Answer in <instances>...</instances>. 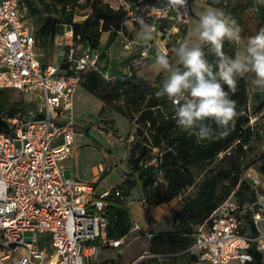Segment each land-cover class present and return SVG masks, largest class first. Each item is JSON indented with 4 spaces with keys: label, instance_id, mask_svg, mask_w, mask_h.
Wrapping results in <instances>:
<instances>
[{
    "label": "built area",
    "instance_id": "1",
    "mask_svg": "<svg viewBox=\"0 0 264 264\" xmlns=\"http://www.w3.org/2000/svg\"><path fill=\"white\" fill-rule=\"evenodd\" d=\"M126 9L125 22L139 30L137 18L155 26L145 45L120 32L125 49L141 46L128 71L111 76L98 64L99 53L71 42L58 51L55 63L42 59V46L20 0H0V89L24 94L26 107L5 114L0 131V264H92L105 248H118L124 238L109 235V198L117 188L97 193L95 183L67 176L61 162L73 158L76 146L75 92L82 74L96 70L107 79L130 76L132 65L156 47L168 53L171 39L187 31L192 0L186 8L164 15L150 11L165 0H104ZM186 13V14H185ZM66 35L73 37L69 27ZM37 108V109H36ZM129 141L134 140L131 135ZM252 199L234 198L242 181ZM241 182L201 223L190 251L193 264L251 261L250 249L264 252V179L244 170ZM50 234V244L45 236ZM53 253H50V250Z\"/></svg>",
    "mask_w": 264,
    "mask_h": 264
},
{
    "label": "trees",
    "instance_id": "2",
    "mask_svg": "<svg viewBox=\"0 0 264 264\" xmlns=\"http://www.w3.org/2000/svg\"><path fill=\"white\" fill-rule=\"evenodd\" d=\"M204 1L222 8L226 15L237 21L243 29V41L264 28V5L256 4L255 0ZM20 3L26 18L33 24L37 40L47 52L54 47L61 25L73 30L72 40L76 45L80 43L79 50L85 46L98 49L106 32L107 48L121 37L120 32L133 36L138 31L135 25L125 22L124 7L114 9L104 0H20ZM77 16L83 19L77 20ZM238 48L233 42H224V51L230 56ZM203 51L209 62L216 59L210 53V46L203 47ZM165 78L159 72L152 82L132 70L130 76L107 79L98 71L89 70L82 74L81 84L102 100L101 114L108 110L116 111L134 125V140L127 159L128 171L124 180L113 188H117L120 194L109 198L108 230L111 237L123 238L132 229L133 215L126 198L139 183L144 204L156 207L181 196L205 173L197 193L186 198L175 212L173 230L154 233L150 240L149 251L169 259L167 264H193L195 254L189 249L195 241L198 226L236 189L244 170L252 166L247 160L261 136L250 123V110L260 111L264 100L259 101L257 93L252 104L250 83L245 76L238 77L237 91L232 96L237 101L238 115L230 124V134L223 138H216L214 134L208 139L198 140L191 131L177 125L171 102L166 97L155 95ZM25 107L26 102L22 100L9 102V97L0 90V131L5 130L2 115ZM216 161L218 163L211 168ZM252 197L250 183L242 181L234 198L244 201ZM250 251L253 259L246 264H264V252Z\"/></svg>",
    "mask_w": 264,
    "mask_h": 264
},
{
    "label": "rangeland",
    "instance_id": "3",
    "mask_svg": "<svg viewBox=\"0 0 264 264\" xmlns=\"http://www.w3.org/2000/svg\"><path fill=\"white\" fill-rule=\"evenodd\" d=\"M81 1L83 0H80V2ZM191 7L192 16L187 31L181 35L179 40L174 39L171 46L168 48L167 54L174 66H178V61L172 49L178 47L180 43L185 41L191 43L198 42L197 34L194 31L195 24L200 13L213 6L208 5L204 0H192ZM76 18L77 20L83 19L81 16H77ZM61 28L59 35L55 37L54 47L48 52L42 48V59L46 63H55L57 61L58 51L65 46V41H69V43L73 42L72 38L66 35L69 26L64 27V25H61ZM107 39L108 33L106 32L102 35L99 48L94 49L96 53L100 54L105 49V51L109 50L115 53L116 49L122 47V43L118 40L110 49H108L110 46L106 48ZM77 45L76 47L79 48L80 43ZM206 46L208 45H203V47ZM238 50H242V48L239 46ZM129 53L130 51H124V54ZM150 57H153L154 60L156 58L155 54L152 53H150ZM111 61L112 59L104 53V55L98 59V64L100 68L109 75L119 70L121 74L128 71L127 65L121 66L122 64H119L122 69H119V67L116 69L114 67L118 64L114 65L113 62L110 63ZM151 63L150 60H145L144 58L141 63L138 62L132 65L131 68L133 71H141L142 76L152 82L159 72L164 76L168 75L167 72L161 71L155 63ZM244 76L251 85V103L253 104L255 102L254 98L258 96L256 95L257 93L260 95L258 100H264V89H260L252 83L255 79V75L253 73H247ZM0 90H3L4 94L9 97V102L21 100L25 102L24 94L15 88L8 87ZM75 102L76 129L78 131L76 144L79 148L77 160L81 169L86 175H89L91 166L97 164L99 161H101L106 168L110 167V169L103 174V177L95 184L97 193H100L104 189L105 182L118 179L119 176L123 174V170L127 168V159L133 144V141H129L128 138L134 132V125L126 116L116 111L108 110L105 114H101L100 111L103 105L102 100L95 94L89 92L82 84L78 86ZM7 105L9 104L7 103ZM250 111L252 113L250 123L255 126L261 138L256 143V148L250 154L247 163H250L254 172L260 174L264 179V105L258 112H254L252 109ZM90 142L101 150L97 148L94 149ZM106 154L109 158L105 161L103 156ZM217 163L218 161H216L211 168ZM66 174L72 177L70 175V169L66 170ZM204 176L205 173L200 175L195 185L188 188L181 196L173 200L172 205L164 204L163 206H156L157 209H155V211H151L150 206L145 205L141 200V196L143 195L141 184L139 183L135 186L126 200L130 203V211L133 213V220L134 218L137 219L141 227L139 228L136 226V229L130 230L129 233L123 237L124 242L120 247L103 249L104 251L100 254L99 258L93 261L92 264H167L169 259L153 255L149 251L151 240V235H149V233H157L159 231L174 228L175 211L179 209L186 198H190L197 193L204 180ZM143 205L145 209H143ZM169 206H172L171 210ZM166 211L167 213L161 216ZM45 242L50 244V234L45 236ZM53 252L54 251L51 249L50 253ZM6 264H8V261H6ZM230 264L242 263L238 259H233Z\"/></svg>",
    "mask_w": 264,
    "mask_h": 264
},
{
    "label": "clouds",
    "instance_id": "4",
    "mask_svg": "<svg viewBox=\"0 0 264 264\" xmlns=\"http://www.w3.org/2000/svg\"><path fill=\"white\" fill-rule=\"evenodd\" d=\"M255 2L264 5V0ZM186 5L187 0H165L162 7H153L150 15L179 12ZM137 22L140 25L137 37L147 45L154 39L155 26L143 18H137ZM194 31L198 42L185 41L172 49L182 67L174 66L167 53L157 52L155 64L168 75L155 95L171 102L177 125L191 131L198 140L214 134L216 138H223L230 134V124L238 115L237 101L232 99L237 91V78L253 73L252 83L264 89V28L243 41V29L237 21L226 15L222 8L209 7L200 13ZM226 40L239 45L242 50L228 55L224 51ZM203 45L210 46V53L216 58L214 61L206 59Z\"/></svg>",
    "mask_w": 264,
    "mask_h": 264
},
{
    "label": "crops",
    "instance_id": "5",
    "mask_svg": "<svg viewBox=\"0 0 264 264\" xmlns=\"http://www.w3.org/2000/svg\"><path fill=\"white\" fill-rule=\"evenodd\" d=\"M64 27H66V25H64ZM62 28L59 27V30H61ZM137 32L135 34H133V38L139 40L138 37H137ZM57 35H59V34H57ZM174 39L178 40L177 35L174 36L171 39V42ZM118 40L122 43V47L121 48L116 49V52L115 53H112L109 50L108 51H105V53L109 56V58L112 59V61L110 63L113 62L114 65L115 64H118V65L119 64H122L121 66H124V65H127L128 66V64H129L130 61H132V60H134L136 58L139 59V57H140V51H141V48H142L141 46L134 47L132 49H125L124 46H123L122 38L120 36L113 42L112 45H114ZM67 44H69V41H65V44L64 45H67ZM111 46L108 49H110ZM123 50L124 51L125 50L130 51V53L129 54H124V51ZM157 52H159L158 49L156 47H153L149 51L148 56L145 57V60H150L152 62L151 64H154L155 63V60H154L153 57L152 58L150 57V53L155 54V56H156ZM141 61H142V59L136 61L134 64H136L138 62L141 63ZM118 65H115L114 68L118 69V67H119V69H122V67L120 65L119 66ZM136 72H137L138 75L142 76L141 71H136ZM119 75H121L120 70L117 71V72L115 71L114 74H112L111 76L116 77V76H119ZM77 91H78V88H77L76 92ZM76 92H75V98H76ZM75 104H76V102H75ZM90 144H92V143L90 142ZM76 146H77V150L75 152V156L73 158H67V159L63 160L61 162V164L65 167V171L67 169H70L71 170V174L70 175L72 177H77V178H79L81 180H84V181H91V182H94L96 184V182H98L103 177V174L106 173V171H108L110 169V167L109 168H106V166H104V164L101 161H99L97 164H94V165L91 166V171H90L89 175H86L84 173V171L81 169V167L79 165V162L77 160L78 159V156H79V148H78V145L77 144H76ZM92 147L94 149L97 148V149L101 150L100 148H98L94 144H92ZM103 157H104V160L105 161L109 158L107 154L104 155ZM127 171H128V169L126 168V169L123 170V174L120 175L118 179H116L114 181H109V182L107 181L108 183L105 182L104 183V189L102 191H104L107 188L110 189V188H114V187L118 186L124 180L125 173ZM142 196H141V200H142ZM126 204L129 207V209L131 210L130 203H128L127 200H126ZM169 204L172 205V202L168 203L167 205H169ZM163 205H161V206H163ZM142 207H143V209H145V206L144 205ZM150 209H151V211H155V209H157V207H150ZM169 209L171 210L172 209V206H169ZM174 210H176V209H174ZM166 213H167V211L165 213H163L161 216H164ZM133 222L134 223H133L132 229H136V226L139 227V228L141 227L140 224L138 223L137 219L134 218ZM170 230H173V229H170ZM163 231H168V230H163ZM153 234H154L153 232H150L149 233V235H151V236Z\"/></svg>",
    "mask_w": 264,
    "mask_h": 264
},
{
    "label": "water",
    "instance_id": "6",
    "mask_svg": "<svg viewBox=\"0 0 264 264\" xmlns=\"http://www.w3.org/2000/svg\"><path fill=\"white\" fill-rule=\"evenodd\" d=\"M142 257H144V256H142Z\"/></svg>",
    "mask_w": 264,
    "mask_h": 264
}]
</instances>
